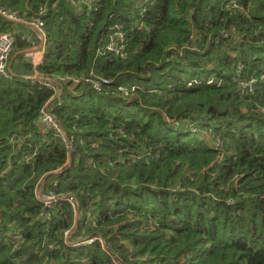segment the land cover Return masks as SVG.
Segmentation results:
<instances>
[{
    "label": "trees",
    "instance_id": "trees-1",
    "mask_svg": "<svg viewBox=\"0 0 264 264\" xmlns=\"http://www.w3.org/2000/svg\"><path fill=\"white\" fill-rule=\"evenodd\" d=\"M79 2L0 0L43 21L42 81H113L57 106L23 53L0 76V264H264V0Z\"/></svg>",
    "mask_w": 264,
    "mask_h": 264
},
{
    "label": "built area",
    "instance_id": "built-area-1",
    "mask_svg": "<svg viewBox=\"0 0 264 264\" xmlns=\"http://www.w3.org/2000/svg\"><path fill=\"white\" fill-rule=\"evenodd\" d=\"M98 1L99 0H87V2L85 3L87 5L86 10L88 12L90 10L97 11ZM0 17L13 24L27 25L34 29L35 31L34 37L32 36L22 37L21 41H24L27 44V46H29V50L25 51L23 57L26 62H29L32 65L34 69L33 75L37 77L36 80H31V81L32 82L40 81L41 78L38 76L37 68L42 64L44 59V54L47 48V43H46L47 34L44 28L43 21L37 17L29 20L23 16H19L17 13L8 12L5 9H0ZM112 29H113V36L112 38H110V42L104 47V50L114 54V56L120 59H124L126 55H125L124 34L122 32V27L118 25H114ZM35 40L37 42H40L42 46L40 57H37L36 53L33 52V47L35 46ZM15 48H16L15 33L14 32L0 33V76L3 78H10L11 74L10 71L8 70V64ZM99 53H101V50H99ZM59 80L60 82H70L72 84H82L83 86H88L90 87L91 90H93L95 93L98 94L105 92L106 89L109 88L113 83L111 79H105L102 78L101 76L94 75L92 73L88 77H84V78L65 76V77H61ZM199 83L200 82H194V85H198ZM209 83L211 82L208 81L207 84ZM41 84L56 93V89L52 81L43 82L41 80ZM189 85L190 83L188 84V86ZM117 90L119 93L123 94V96L128 97L129 92H133V86L130 87L119 86L117 87ZM56 100H57V106H60L62 104L61 98L57 97ZM40 120L44 128H46V130L60 132L59 126L55 118L50 114L47 107H45L41 111ZM53 200H54L53 198L43 197V202L45 203L46 207H48ZM68 202L71 205L72 209L75 211L76 207L73 198L69 197Z\"/></svg>",
    "mask_w": 264,
    "mask_h": 264
},
{
    "label": "crops",
    "instance_id": "crops-1",
    "mask_svg": "<svg viewBox=\"0 0 264 264\" xmlns=\"http://www.w3.org/2000/svg\"><path fill=\"white\" fill-rule=\"evenodd\" d=\"M80 2H79V5L77 6V8H78V10L80 9V7L81 6H84V10L87 8V5L85 4L86 2H87V0H79ZM1 9V8H0ZM9 22V21H8ZM11 23V22H10ZM13 24V23H12ZM7 32H9V31H7ZM7 32H1V33H7ZM10 32H14L15 34H16V36H18L19 38H20V40H21V38L22 37H27V36H32V37H34V35H35V31H34V29L32 28V27H30V26H27V25H22V24H13L12 25V28H11V30H10ZM112 38V37H111ZM109 42H110V39H109ZM108 44V43H107ZM106 44V45H107ZM26 50H29V46H26L25 47V49L24 50H22V51H17V48H15V50H14V52H13V54H12V56H11V58H10V61H9V64H8V70L10 71V74L13 76V74H12V72H11V65H12V63H13V61L19 56V54H22L23 53V55L25 54V51ZM42 51V46H41V44H40V42H37L36 40H35V46L33 47V52H35L36 53V56L37 57H40V52ZM99 54V50H97L96 51V55H98ZM9 65H10V67H9ZM10 75V76H11ZM61 77H57V78H54L53 80H48V81H52L53 82V85H54V87H55V89H56V93L54 92V94H55V99H57V97H59V98H61L62 99V95H63V89H64V87H63V85L65 84V83H67V82H60V79ZM9 79V78H8ZM24 79L25 80H36L37 79V77H35L34 75L33 76H29V77H24ZM41 80V79H40ZM48 81H43V82H48ZM54 81H57V82H59L60 84H61V88L56 84V83H54ZM32 82V81H31ZM72 85V84H71ZM71 87H74V85H72ZM69 94H74L75 92L74 91H72L71 92V90L70 89H68V91H67ZM60 129V128H59ZM61 131V130H60ZM69 148H70V145H69ZM43 197H45L43 194H42V190L40 189L39 190V193H38V198L40 199V200H43ZM76 214H77V211H75V218H76ZM79 214H78V217H77V220H76V222H78V220H79ZM90 243V242H89Z\"/></svg>",
    "mask_w": 264,
    "mask_h": 264
},
{
    "label": "rangeland",
    "instance_id": "rangeland-1",
    "mask_svg": "<svg viewBox=\"0 0 264 264\" xmlns=\"http://www.w3.org/2000/svg\"><path fill=\"white\" fill-rule=\"evenodd\" d=\"M208 81H210L211 83H209V84H207V82ZM194 82H202L203 84H205V85H207V86H209V85H216V86H220L221 85V81H219V80H215V79H212V78H208V79H206V80H203V79H193V80H190V81H188L187 83H186V86L188 87V88H192V87H197V86H199V85H194ZM190 83V85L188 86V84ZM244 87H245V85H244ZM248 87V86H247ZM138 89V87L136 86V85H134L133 84V98L135 97V95H134V93H135V91ZM100 239V241H101V238H99ZM89 241H87V244H89L88 243Z\"/></svg>",
    "mask_w": 264,
    "mask_h": 264
},
{
    "label": "water",
    "instance_id": "water-1",
    "mask_svg": "<svg viewBox=\"0 0 264 264\" xmlns=\"http://www.w3.org/2000/svg\"><path fill=\"white\" fill-rule=\"evenodd\" d=\"M10 67V65H9ZM54 83H56L60 88L62 87L61 84L57 81H54ZM77 217H78V211H77V214H76V218H75V221L77 220Z\"/></svg>",
    "mask_w": 264,
    "mask_h": 264
},
{
    "label": "clouds",
    "instance_id": "clouds-1",
    "mask_svg": "<svg viewBox=\"0 0 264 264\" xmlns=\"http://www.w3.org/2000/svg\"><path fill=\"white\" fill-rule=\"evenodd\" d=\"M86 10V9H85ZM87 11V10H86ZM88 12V11H87ZM94 12H96V11H94ZM125 87H130V86H125ZM91 242V241H90Z\"/></svg>",
    "mask_w": 264,
    "mask_h": 264
}]
</instances>
